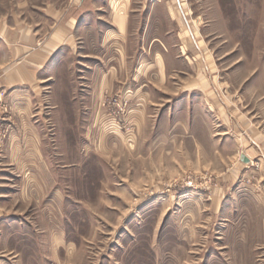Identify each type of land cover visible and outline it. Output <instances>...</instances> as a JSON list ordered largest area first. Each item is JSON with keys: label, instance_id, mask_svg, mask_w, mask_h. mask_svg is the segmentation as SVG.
Here are the masks:
<instances>
[{"label": "rangeland", "instance_id": "374dc122", "mask_svg": "<svg viewBox=\"0 0 264 264\" xmlns=\"http://www.w3.org/2000/svg\"><path fill=\"white\" fill-rule=\"evenodd\" d=\"M109 1L0 0V68L81 25L0 88V264H264V0Z\"/></svg>", "mask_w": 264, "mask_h": 264}, {"label": "crops", "instance_id": "0c3cea01", "mask_svg": "<svg viewBox=\"0 0 264 264\" xmlns=\"http://www.w3.org/2000/svg\"><path fill=\"white\" fill-rule=\"evenodd\" d=\"M83 1L80 0L81 3ZM116 4H123V0H110L108 3L110 6ZM107 17L111 23V28H108L103 38H111L113 43H118V39L123 40L125 37L127 29V20L126 15L123 13V8L113 6L109 9ZM76 22L77 20L74 17H69L64 24L52 26L49 32L50 36L42 46H35V48L31 49L29 46L19 45L17 47V52L19 53L17 66L5 65L0 68V88L6 91L9 97L17 100L23 97L21 100L25 101L31 98V94L36 95L41 92L40 88L43 84H50L54 76H58L59 61L56 60L57 58L55 59L56 62L52 61V56L59 46L67 43L70 46L73 45V31L81 29V25H76ZM17 36L19 39H23L20 34ZM24 38H26L25 35ZM21 55L23 56L21 57ZM105 78L106 72H103L96 82L95 95L99 96L106 87ZM60 248L72 250V247L67 245L65 241L57 242L53 247V257L51 258L54 264H64V260L61 257L62 254L69 255Z\"/></svg>", "mask_w": 264, "mask_h": 264}, {"label": "water", "instance_id": "95a60500", "mask_svg": "<svg viewBox=\"0 0 264 264\" xmlns=\"http://www.w3.org/2000/svg\"><path fill=\"white\" fill-rule=\"evenodd\" d=\"M242 158H243V156H242Z\"/></svg>", "mask_w": 264, "mask_h": 264}]
</instances>
